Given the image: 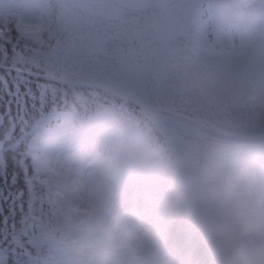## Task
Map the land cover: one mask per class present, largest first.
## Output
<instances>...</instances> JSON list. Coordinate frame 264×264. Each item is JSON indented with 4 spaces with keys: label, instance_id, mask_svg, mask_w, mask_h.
<instances>
[{
    "label": "snow or ice",
    "instance_id": "6c2138e0",
    "mask_svg": "<svg viewBox=\"0 0 264 264\" xmlns=\"http://www.w3.org/2000/svg\"><path fill=\"white\" fill-rule=\"evenodd\" d=\"M0 96V264H264V0H0Z\"/></svg>",
    "mask_w": 264,
    "mask_h": 264
},
{
    "label": "trees",
    "instance_id": "16d2710c",
    "mask_svg": "<svg viewBox=\"0 0 264 264\" xmlns=\"http://www.w3.org/2000/svg\"><path fill=\"white\" fill-rule=\"evenodd\" d=\"M54 85L51 83H48L45 81V79L43 77L37 78V77H32L31 78V92L39 95L40 92H42L45 88H48L49 91H51L53 89ZM8 99H11L10 97H2L0 96V100H5L7 101ZM120 103L123 104V106L125 108H128L129 105H131L132 108H137V105H135L132 102H123L120 101ZM28 104V109L30 111L31 114V110H32V100L29 99L27 101ZM38 107V105H37ZM4 111V106L0 105V112ZM11 112L13 115H15L16 112V104L12 103L11 106ZM3 119V116L0 115V120ZM24 188V178L23 176H21L17 182V184L15 185V187L11 188V191H16L17 189H23ZM0 190L3 191L4 195H5V200L2 203V207H0V221H2L3 217L7 215V209L10 207V202L7 200V193L9 192V187L7 184H4L3 181H0ZM4 231V226L2 223H0V233H2ZM2 243V242H0ZM5 247H7V245H5ZM3 258V252L0 251V259Z\"/></svg>",
    "mask_w": 264,
    "mask_h": 264
},
{
    "label": "rangeland",
    "instance_id": "374dc122",
    "mask_svg": "<svg viewBox=\"0 0 264 264\" xmlns=\"http://www.w3.org/2000/svg\"><path fill=\"white\" fill-rule=\"evenodd\" d=\"M241 211H245V210L242 208ZM255 223H256L255 217H239L234 221H232V226L233 228L240 230L244 225L252 226ZM158 259L160 260L161 264H167L166 261L163 259V253L158 255ZM221 259H225V258L221 257ZM177 264H181V263H177Z\"/></svg>",
    "mask_w": 264,
    "mask_h": 264
},
{
    "label": "bare ground",
    "instance_id": "6f19581e",
    "mask_svg": "<svg viewBox=\"0 0 264 264\" xmlns=\"http://www.w3.org/2000/svg\"><path fill=\"white\" fill-rule=\"evenodd\" d=\"M163 255H164V258L167 260V261H169L170 263H177V260H179V261H186L187 263H191V264H195V261H196V256H194L191 260H189L188 259V257H186V256H183V257H181V256H177V255H172V254H164L163 253Z\"/></svg>",
    "mask_w": 264,
    "mask_h": 264
}]
</instances>
